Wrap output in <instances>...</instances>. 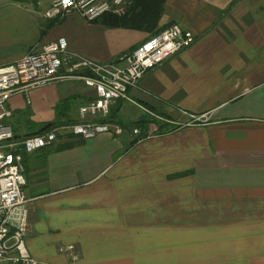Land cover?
<instances>
[{"label":"crops","instance_id":"0c3cea01","mask_svg":"<svg viewBox=\"0 0 264 264\" xmlns=\"http://www.w3.org/2000/svg\"><path fill=\"white\" fill-rule=\"evenodd\" d=\"M53 1L0 0V67L60 38L69 54L115 63L150 36L74 11L45 19ZM169 25L195 41L129 90L132 103L110 107L111 124L127 130L22 155L25 246L37 261L173 264L171 245L155 243L179 241L182 264H264V0H165L157 29ZM93 99L82 81H57L13 95L6 124L14 138L29 137L78 122ZM143 108L176 129L157 134L147 123L149 137L129 147ZM183 112L206 121L173 125ZM120 113L134 118L116 121Z\"/></svg>","mask_w":264,"mask_h":264},{"label":"built area","instance_id":"2783aa9c","mask_svg":"<svg viewBox=\"0 0 264 264\" xmlns=\"http://www.w3.org/2000/svg\"><path fill=\"white\" fill-rule=\"evenodd\" d=\"M128 4L129 0H54L43 17L56 19L74 11L84 21L93 22L105 14L122 15ZM194 41L190 31L169 25L117 62L99 64L69 54L66 40L60 38L26 53L11 65L0 67V264H45L34 259L25 246L30 200L24 194L22 155L53 146L66 137L87 140L101 134L120 136L123 131L119 126L101 122L107 118L110 107L119 100L131 102L129 90L135 89L148 72ZM61 70L63 74H60ZM70 79L82 81L95 94V99L78 109L79 121L52 127L40 135L15 139L6 124L11 117L9 99L16 94L28 98L32 90ZM144 112L158 119L152 113ZM182 114L187 115L188 120L177 124L180 127L206 121L205 116ZM131 134L134 137L143 135L137 128L132 129ZM147 137L148 134L143 135L142 139Z\"/></svg>","mask_w":264,"mask_h":264},{"label":"trees","instance_id":"16d2710c","mask_svg":"<svg viewBox=\"0 0 264 264\" xmlns=\"http://www.w3.org/2000/svg\"><path fill=\"white\" fill-rule=\"evenodd\" d=\"M165 0H129V4L126 7L125 12L122 15H113V14H105L96 21H98L102 26L106 28H122L129 30H137L148 32L150 36L158 33L161 29H157V22L162 12V5ZM113 115L107 116L104 119V123H111ZM152 123L157 126L156 133L163 134L167 132H172L176 129V127L169 126L167 124H162L155 118H141V120L136 121L132 126V129H142L145 124ZM63 125L60 123H50L44 124L41 128L31 136L40 135L43 132L51 129L52 127ZM122 131L127 130L129 126L124 124H119ZM68 139L73 137H67ZM143 138L142 136L136 137L129 143V147H132ZM15 139H23V138H15ZM78 143V142H77ZM76 142H68L63 143L57 146V150H64L75 145Z\"/></svg>","mask_w":264,"mask_h":264},{"label":"rangeland","instance_id":"374dc122","mask_svg":"<svg viewBox=\"0 0 264 264\" xmlns=\"http://www.w3.org/2000/svg\"><path fill=\"white\" fill-rule=\"evenodd\" d=\"M145 111H148L150 113H152L154 116L158 117L159 119L157 121H159L160 123L164 124V120L163 118L157 116L156 114H154L153 112L149 111L148 109H145L143 108V114H144V117L145 118H153L152 116H149L148 114H146ZM186 118L185 120L182 119V120H177V121H173V125H177V124H180V123H184L188 120V116L187 115H184ZM131 118H134V117H129L128 119L126 117L123 116L122 113H120V115H116L115 117V120L116 121H124V122H129V120H131ZM155 125V124H154ZM129 126V125H128ZM156 126V125H155ZM174 127V126H172ZM131 129V128H130ZM145 245H148L149 243H144ZM156 249L159 250H163L166 248V250H168V247H169V244L171 245V250H172V260H173V264H182L183 262L181 261L180 257H179V253H180V250H181V243L176 242V241H173L171 243L169 242H162V241H159V242H156ZM183 260V258H182ZM185 260V258H184Z\"/></svg>","mask_w":264,"mask_h":264}]
</instances>
